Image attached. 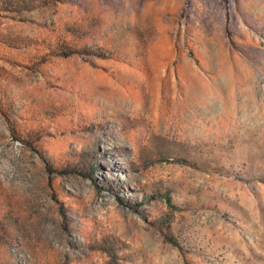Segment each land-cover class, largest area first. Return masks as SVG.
<instances>
[{
  "label": "rangeland",
  "instance_id": "obj_1",
  "mask_svg": "<svg viewBox=\"0 0 264 264\" xmlns=\"http://www.w3.org/2000/svg\"><path fill=\"white\" fill-rule=\"evenodd\" d=\"M0 264H264V0H0Z\"/></svg>",
  "mask_w": 264,
  "mask_h": 264
}]
</instances>
